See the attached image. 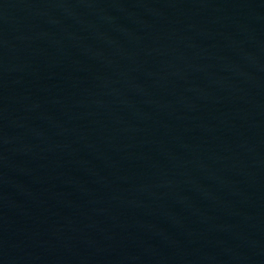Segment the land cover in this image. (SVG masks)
<instances>
[{
    "label": "water",
    "instance_id": "1",
    "mask_svg": "<svg viewBox=\"0 0 264 264\" xmlns=\"http://www.w3.org/2000/svg\"><path fill=\"white\" fill-rule=\"evenodd\" d=\"M0 264H264V0H0Z\"/></svg>",
    "mask_w": 264,
    "mask_h": 264
}]
</instances>
